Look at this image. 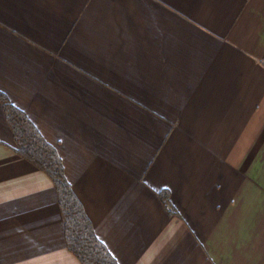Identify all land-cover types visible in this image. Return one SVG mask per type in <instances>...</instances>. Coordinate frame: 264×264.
<instances>
[{
	"label": "crops",
	"instance_id": "0c3cea01",
	"mask_svg": "<svg viewBox=\"0 0 264 264\" xmlns=\"http://www.w3.org/2000/svg\"><path fill=\"white\" fill-rule=\"evenodd\" d=\"M0 95L118 264H264V0H0ZM0 264H81L1 98Z\"/></svg>",
	"mask_w": 264,
	"mask_h": 264
},
{
	"label": "trees",
	"instance_id": "16d2710c",
	"mask_svg": "<svg viewBox=\"0 0 264 264\" xmlns=\"http://www.w3.org/2000/svg\"><path fill=\"white\" fill-rule=\"evenodd\" d=\"M5 118L11 129L16 152L52 181L64 222L65 243L81 264H118L111 252L97 238L83 206L67 181L61 159L55 149L41 136L27 114L4 95ZM160 200L168 205L167 190L158 191Z\"/></svg>",
	"mask_w": 264,
	"mask_h": 264
}]
</instances>
